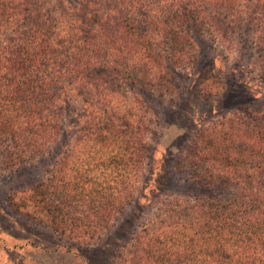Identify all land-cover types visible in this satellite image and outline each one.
<instances>
[{"label":"trees","instance_id":"1","mask_svg":"<svg viewBox=\"0 0 264 264\" xmlns=\"http://www.w3.org/2000/svg\"><path fill=\"white\" fill-rule=\"evenodd\" d=\"M208 46L248 53L264 82V0H0V156L41 168L16 194L87 264L113 232L103 264H264V108L221 87L208 114L245 107L206 123L190 101L172 118L198 122L194 138L156 160L165 119L149 99L165 108L179 70H208L207 94ZM150 161L158 206L138 226Z\"/></svg>","mask_w":264,"mask_h":264},{"label":"rangeland","instance_id":"2","mask_svg":"<svg viewBox=\"0 0 264 264\" xmlns=\"http://www.w3.org/2000/svg\"><path fill=\"white\" fill-rule=\"evenodd\" d=\"M207 42L210 47L213 46L211 41L207 40ZM206 52L215 61L212 81L210 80L209 85L205 87L208 91L207 94L202 90L203 86L200 83H202V77L209 76L208 70L194 76L188 74V71L179 70V74L174 80V95L162 99L165 108L149 99L151 109L158 113L163 112L165 119L163 120L165 126L162 127L158 140L156 160L167 158L166 160H170L171 164H175L178 156H181V151L184 152L190 140L194 138V130L198 128V122L193 123L190 120L186 123L182 120L181 125H177L172 118L178 108L186 113L190 101L194 105L196 104V108L189 110V117L192 118L193 115V118H202L206 123L211 116L216 117L227 111L226 107L232 109L239 105L245 107L243 106L244 102L238 100L237 104L222 108H218L221 104L213 102V113L212 115L208 114L212 103L210 101L219 98L216 95L219 94L221 87L225 90L231 86L240 88L244 92L238 96L243 98L247 96L254 100L250 107L264 108V82L251 71L249 66H245L251 60L248 53H243V55L241 52L228 54L227 51L212 49L209 46ZM252 54H254L252 57L254 59L256 51H252ZM199 69L201 68L199 67ZM155 97L159 98L156 94ZM145 99H147L146 95ZM172 103L175 105L174 108H172ZM205 111L207 114H204ZM2 161L3 158L0 156V264H87L83 255L90 253L89 248L71 247L69 242L60 238L59 234L50 227L48 221L40 217H32V213L23 208L26 205L23 196L16 194L23 184H32L41 178V168L32 169V165L36 163L25 167L17 165L7 168L8 166L4 165ZM154 166L151 161L148 163L146 168L148 176L144 177V181H148V184L142 190V197L132 203L128 210V222L134 221L138 226L148 219L155 207L158 206V203H153L151 198L153 195L149 192L152 186L148 178L150 177L151 180ZM175 178H181V175L176 174ZM149 184L150 188H148ZM127 231L129 232V228ZM103 238L102 247H98L92 253L93 264H103L102 261L106 256L104 251L108 250L107 252H109L123 240L120 234L114 232L110 235L106 233Z\"/></svg>","mask_w":264,"mask_h":264}]
</instances>
